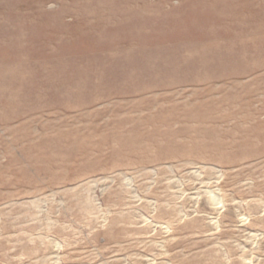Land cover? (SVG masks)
<instances>
[{"label": "rangeland", "instance_id": "rangeland-1", "mask_svg": "<svg viewBox=\"0 0 264 264\" xmlns=\"http://www.w3.org/2000/svg\"><path fill=\"white\" fill-rule=\"evenodd\" d=\"M0 264H264V0H0Z\"/></svg>", "mask_w": 264, "mask_h": 264}]
</instances>
